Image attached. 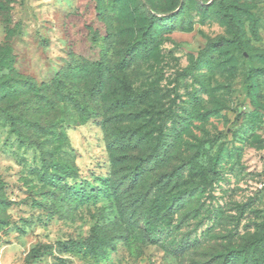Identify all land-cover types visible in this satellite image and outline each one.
Returning a JSON list of instances; mask_svg holds the SVG:
<instances>
[{
  "label": "rangeland",
  "instance_id": "374dc122",
  "mask_svg": "<svg viewBox=\"0 0 264 264\" xmlns=\"http://www.w3.org/2000/svg\"><path fill=\"white\" fill-rule=\"evenodd\" d=\"M96 61L135 93L111 114L0 103V264H264V0H0V80ZM157 142L164 174L138 178ZM185 188L150 236L135 211Z\"/></svg>",
  "mask_w": 264,
  "mask_h": 264
},
{
  "label": "trees",
  "instance_id": "16d2710c",
  "mask_svg": "<svg viewBox=\"0 0 264 264\" xmlns=\"http://www.w3.org/2000/svg\"><path fill=\"white\" fill-rule=\"evenodd\" d=\"M151 27L152 26H150L146 20L143 18L140 19V17L138 18L136 29L137 31L142 30L140 35H146V33L148 34V31ZM143 39L144 37L139 40L143 41ZM130 63L131 60L128 61L124 57L120 62H118L117 70H126L130 66ZM10 71H13V69H10ZM3 78V80H0V103L6 99H16L26 92L32 95L30 101L33 102L35 100L36 103L44 102L47 107H51L55 104L54 102L57 100V97H59L61 99L60 101L73 104L74 111L80 118H78L79 120H74L69 125H82L96 116L93 114H86L85 103H79L81 98L83 99L84 97H88L92 102H94L96 101L97 97H102V101L105 102V107H107L106 113L111 114L114 108H117V104H124L125 100H128L129 96L135 95L131 87L125 86V82L122 80L115 79V82L114 80L112 82L114 77L112 76L110 69L108 66L99 61L89 62L86 64V67L74 66L69 68L68 71H64L60 74L57 73L55 78L51 81V84L38 88L32 85L31 82H27L26 80H18L20 78L17 77H15L17 80L10 77ZM110 82L114 83L115 89L119 88L122 92H126V96L113 95L114 90L109 91L107 87V84ZM83 90L84 92L82 94L81 92ZM2 111L4 112L5 110ZM8 115L11 119L12 126L16 127V117L11 114ZM140 143H142V141ZM212 144H214V141H212ZM133 150H139L141 153L137 159L138 163L136 162L138 166H136L135 169L132 167V173L135 175H140L138 178H141V176L149 177L151 173H160V176L164 174L163 159L165 155L164 157H160L161 149L159 142H157L156 145L152 147L141 146L134 148ZM126 151L130 153L132 149L129 148L126 149ZM167 152L168 151L166 150L164 153L166 154ZM195 158L196 156L193 157V159ZM175 175L174 176L177 177V179L178 177L180 178L179 174ZM135 179L136 178H134V180ZM131 181H133V176H130L129 178V182ZM183 191L186 192L187 189L185 188L181 191L177 190L176 192L170 190L168 197H157L155 199L156 201L147 202V205L143 203L142 209L138 208L139 210L137 209L135 211L136 217H142V223L150 236L155 237L156 235V221L160 219V221L165 220L163 217H161V215L165 211L170 210L171 205H168V203L175 202L178 198H180V194H184ZM149 193L145 197V201H149ZM191 197H193V195H191ZM253 246V243H246L245 245L236 248V250L233 251H242L240 252L241 258L246 260L245 255H247L248 251L252 250Z\"/></svg>",
  "mask_w": 264,
  "mask_h": 264
}]
</instances>
